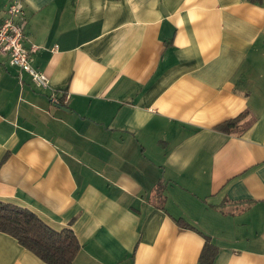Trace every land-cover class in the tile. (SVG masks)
<instances>
[{
    "label": "crops",
    "instance_id": "1",
    "mask_svg": "<svg viewBox=\"0 0 264 264\" xmlns=\"http://www.w3.org/2000/svg\"><path fill=\"white\" fill-rule=\"evenodd\" d=\"M22 1L65 102L0 55V200L70 227L73 264H198L202 235L264 264V0ZM0 264L45 263L0 233Z\"/></svg>",
    "mask_w": 264,
    "mask_h": 264
},
{
    "label": "trees",
    "instance_id": "2",
    "mask_svg": "<svg viewBox=\"0 0 264 264\" xmlns=\"http://www.w3.org/2000/svg\"><path fill=\"white\" fill-rule=\"evenodd\" d=\"M249 1L259 3L261 0ZM247 115V113H242L235 119L221 123L215 129L231 133L238 129L240 122ZM157 188L159 189V186ZM253 204L254 202H227L214 207L223 211L225 206L234 205L242 206L240 211H246ZM176 223L180 227L195 230L182 219L176 220ZM0 233L11 236L21 247L33 253L45 264H73L81 248L70 227L55 230L34 211L2 200H0ZM202 237L205 242L198 258V264H213L217 248L207 236L202 235Z\"/></svg>",
    "mask_w": 264,
    "mask_h": 264
},
{
    "label": "built area",
    "instance_id": "3",
    "mask_svg": "<svg viewBox=\"0 0 264 264\" xmlns=\"http://www.w3.org/2000/svg\"><path fill=\"white\" fill-rule=\"evenodd\" d=\"M26 16L22 0H13L0 16V55L6 57L8 65L19 70L20 74H26L35 89L49 91V99L55 105H61L65 99L57 97L51 90L48 77L36 70L33 56L39 51L36 44L26 46L25 35Z\"/></svg>",
    "mask_w": 264,
    "mask_h": 264
}]
</instances>
